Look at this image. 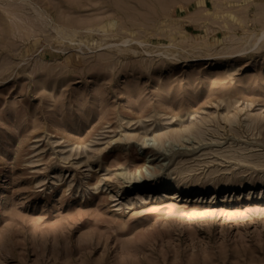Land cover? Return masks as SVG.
I'll use <instances>...</instances> for the list:
<instances>
[{"label":"rangeland","instance_id":"rangeland-1","mask_svg":"<svg viewBox=\"0 0 264 264\" xmlns=\"http://www.w3.org/2000/svg\"><path fill=\"white\" fill-rule=\"evenodd\" d=\"M263 33L264 0H0V264H264Z\"/></svg>","mask_w":264,"mask_h":264},{"label":"bare ground","instance_id":"bare-ground-1","mask_svg":"<svg viewBox=\"0 0 264 264\" xmlns=\"http://www.w3.org/2000/svg\"><path fill=\"white\" fill-rule=\"evenodd\" d=\"M184 10V9H183ZM37 16H39V15H37ZM109 26V25H108ZM107 26V27H108ZM62 27H64V26H62ZM67 27V26H66ZM70 27H72V26H70ZM90 28V27H89ZM67 29H68V27H67ZM76 29V28H75ZM79 29V28H78ZM80 29H82V28H80ZM87 29V28H86ZM96 28H92V30H95ZM104 29V28H103ZM54 30V29H53ZM73 31H74V28L72 29ZM83 30V29H82ZM97 30V29H96ZM110 30H112V29H110ZM58 31V30H57ZM57 31H55V32H57ZM61 30H59V32H60ZM77 31V30H76ZM61 34H64V33H61ZM74 34V33H73ZM75 35V34H74ZM73 35V36H74ZM262 35V36H261ZM260 36H261V38L263 37L264 38V33L263 34H261ZM60 36V35H59ZM71 36V35H70ZM72 37V36H71ZM70 37V38H71ZM75 37V36H74ZM73 37V38H74ZM61 38H64V39H66L65 38V36L64 37H61ZM69 38V37H68ZM67 38V39H68ZM262 38V39H263ZM68 40H70V39H68ZM71 40H73V39H71ZM257 40H260V39H257ZM256 43H258V41L257 42H255V45H256ZM254 45V46H255ZM229 57H230V55H229ZM209 57H207L206 58V56H204V57H199V59H193V60H191V61H189V62H193V61H206V60H209L208 59ZM227 115V114H226ZM230 122H232L233 123V121L231 120ZM235 123V122H234ZM234 123L233 124H231V125H234ZM226 124H228V126H229V122H227ZM245 125V124H244ZM251 126V125H250ZM186 127V126H185ZM200 127V126H199ZM230 127V126H229ZM178 129V128H177ZM247 130V129H246ZM164 131H165V129H164ZM163 131V132H164ZM248 131H249V129H248ZM253 131V130H252ZM202 132V131H201ZM200 131H197V130H195V127L194 126H188V127H186V128H184V129H182V130H178V131H175V132H173V133H167V131L166 132H164V133H160V134H158V135H156V136H154L153 138H145V135H143L144 137L142 138V142H143V145H142V143H141V145L144 147L145 146V148H157V149H162V148H164L165 147V145H167L166 143H169L170 142V139L169 138H171L172 139V141H173V143L175 144H178V145H183L184 143H183V141L184 140H188L189 138H184V137H188V136H190V137H193L196 141H197V144H199V143H201V142H203L204 140L203 139H201V136H202V133H201ZM209 132V131H208ZM217 132V131H216ZM250 132V131H249ZM156 133V132H155ZM205 133V132H204ZM154 134V133H153ZM214 134V133H213ZM155 135V134H154ZM150 136H151V134H150ZM147 137V136H146ZM155 137H157V138H155ZM240 137V136H239ZM164 139H167L166 140V142H164ZM191 140V139H190ZM152 141V143L150 144V142ZM211 141V140H210ZM183 143V144H182ZM215 143V142H214ZM211 144V143H210ZM212 144H213V142H212ZM196 145V144H195ZM204 146H205V144H204ZM173 147V146H172ZM176 147V146H175ZM180 147V146H179ZM194 147V146H193ZM192 149V148H191ZM178 171V170H177ZM188 171V170H187ZM184 172V171H183ZM130 179H132V178H130ZM130 179H128V180H130ZM146 180V179H145ZM130 182H132V181H130ZM241 184V183H240ZM239 184V185H240ZM214 185V184H213ZM241 186V185H240ZM132 187V186H131ZM130 187V188H131ZM198 187V186H197ZM264 187V186H263ZM151 189L153 188V187H150ZM132 189V188H131ZM133 189L136 191V192H141L143 189H144V185H143V182L141 181V182H137V183H135L134 184V186H133ZM182 189V188H181ZM216 189H218V187L215 185V186H212V187H209V188H206V187H202V188H199V189H196V190H190V189H188L187 191L188 192H194V191H196L195 193H193L195 196L196 195H200L201 193H203V192H206L207 190H211V192L213 191V190H216ZM174 191V190H173ZM171 192V191H170ZM209 192V191H208ZM191 194V193H190ZM166 195V194H165ZM167 198V197H166ZM171 198V197H170Z\"/></svg>","mask_w":264,"mask_h":264}]
</instances>
